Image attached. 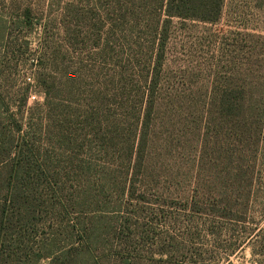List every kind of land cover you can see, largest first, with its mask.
I'll return each mask as SVG.
<instances>
[{
  "label": "rangeland",
  "instance_id": "obj_1",
  "mask_svg": "<svg viewBox=\"0 0 264 264\" xmlns=\"http://www.w3.org/2000/svg\"><path fill=\"white\" fill-rule=\"evenodd\" d=\"M149 2L0 0V141L15 119L45 173L0 264H264V0L165 27Z\"/></svg>",
  "mask_w": 264,
  "mask_h": 264
},
{
  "label": "trees",
  "instance_id": "obj_2",
  "mask_svg": "<svg viewBox=\"0 0 264 264\" xmlns=\"http://www.w3.org/2000/svg\"><path fill=\"white\" fill-rule=\"evenodd\" d=\"M141 0H132V5L139 7V3ZM147 1V0H145ZM225 0H150L147 6L149 8H156L160 11L162 16H165L162 21V25L165 27L166 24H169L172 19H179L181 21H193L203 24H217L222 15V10L224 7ZM146 3V2H145ZM165 34H163V37ZM162 43L158 46V50L162 52ZM160 58V57H159ZM158 57L155 56V60H159ZM16 113L12 114L13 115ZM7 136H3L6 138V141H0V164H3L1 161L2 157L6 154L9 157V171H8V179L6 176V189L7 193L5 198L0 197V261L4 259V257H11L12 252L10 248V244H6L7 242V234L10 232V229L13 227H9V224L13 220L15 212L20 213V207H24V204L27 202L20 201L21 199L24 200L22 197H16V189H15V180L20 181L26 178V175L29 174L30 169L33 171L34 169L40 171L41 175L44 176V163L39 162L38 160L34 159L33 155V148L32 142L30 140V131L29 133L25 131L22 132V126L18 122L13 120V123L8 124ZM2 136V129L0 127V140ZM8 157L4 156V159H8ZM34 167V169L32 168ZM46 168V167H45ZM1 189V188H0ZM58 188L52 189V193L55 196H59L57 192ZM250 190L248 188H240L237 193L244 198L247 199L250 197ZM1 192V190H0ZM61 199V200H60ZM60 201H57L59 205V209L63 214L69 213L67 209V205L62 198ZM225 206L232 216V214H236V211L233 207H235V203L231 199L229 202H225ZM238 213L239 216L236 218V221H244L247 218V212H249L248 203L243 204ZM223 208H225L223 206ZM248 209V210H247ZM247 211V212H246ZM72 228L74 229L75 226L73 225ZM80 238V248L87 249L90 251L89 244L87 239L84 238L87 235L85 228H80L78 231ZM168 242V238L163 240ZM172 242V241H171ZM8 251V252H7ZM7 252V253H6ZM158 257H160V262L168 263L171 261V257L168 252L161 251L158 253ZM40 258V257H39ZM68 264V263H63ZM71 264V263H69Z\"/></svg>",
  "mask_w": 264,
  "mask_h": 264
}]
</instances>
